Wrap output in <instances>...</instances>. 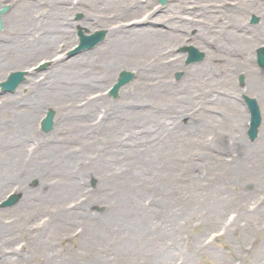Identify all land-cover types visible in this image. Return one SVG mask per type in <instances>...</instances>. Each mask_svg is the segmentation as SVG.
Returning a JSON list of instances; mask_svg holds the SVG:
<instances>
[{"label":"rangeland","instance_id":"374dc122","mask_svg":"<svg viewBox=\"0 0 264 264\" xmlns=\"http://www.w3.org/2000/svg\"><path fill=\"white\" fill-rule=\"evenodd\" d=\"M6 2L0 84L27 71L15 91L0 87V264H264V121L249 138L242 97L258 98L264 120V0H166L147 19L157 0L137 14L101 8L111 24L157 16L175 38L128 32L110 42L109 33L72 55L76 5V44L61 51L73 40L61 35L51 50L28 53L45 40L42 19L34 25L45 10L29 3L31 20L14 28L26 1L0 8ZM188 44L205 58L187 63ZM63 53L80 58L62 57L69 65L56 74L35 70ZM123 70L134 77L114 98L107 90ZM48 108L55 124L44 132ZM27 114L33 130L21 128ZM13 189L19 200L1 206Z\"/></svg>","mask_w":264,"mask_h":264},{"label":"bare ground","instance_id":"6f19581e","mask_svg":"<svg viewBox=\"0 0 264 264\" xmlns=\"http://www.w3.org/2000/svg\"><path fill=\"white\" fill-rule=\"evenodd\" d=\"M22 1H26V2H23L20 5L21 8H19V9H21V10L18 12V15L15 16V17H11L10 18V20H11L10 25L13 24L14 28H15V26H19L22 23L24 24V22L26 23L27 20H31L28 17V12L31 10L30 4H32V6H34V7H36V4H40L42 6L41 9L46 11V12L40 11L41 12L40 14L43 15V16L42 17H38L35 20L36 22H34V25H35V24L38 23L39 20L42 19V22H41L42 24H41L40 28L42 27L43 32L45 31V34L43 33V36L45 37V40H43V41H41L39 43L36 42L35 44L30 45L29 48H30L31 51L28 50L27 51L28 53L29 52L33 53V52H35L37 50L49 51V50L52 49L53 41L57 38L56 36H61V35H68L69 36V35H71V32L69 31L67 26L63 25V23H62L63 22V18L60 20L59 19V15H57L58 13L52 11V9L58 8V11H60L63 14V9H62L63 7L58 4V0H34V1L33 0H22ZM61 1H65V0H61ZM83 1H85V0H83ZM104 1L108 2L107 4H112L117 9H120L121 11H123V14H129V13L130 14H132V13L137 14V12H138L137 11L138 5L136 4V3H138V0H130L133 3H135L133 5V8H131L130 4L129 5L127 3L125 4L126 0H104ZM89 10H90V8H89ZM154 11H155V9L150 11V12L146 11L147 12V14H146L147 16L145 17V19L150 18L151 17V13L154 12ZM48 12H50L49 15H45ZM68 13H69V11H67L65 9V14L67 15ZM178 15L180 16V14H178ZM101 16L102 15H100L99 17H101ZM158 16H161V15L159 14ZM143 17L144 16H142V18ZM131 19L132 20L136 19V17H131L130 19H128V16H127L126 18L122 19V21H120V22H116L114 24H111L110 26L107 25V27L109 28V31L107 32V34L111 33L114 36L110 40V42H112L116 38H122V39L124 38L126 40V38L129 36L128 32H131L130 34H133L134 36H137L139 39L145 38V37H147V35L150 36L151 34H154L152 37H154L156 35L163 37V34H165V35H171V36L173 35V37L175 38V34L172 33V31L167 28L168 26L164 23V21L161 20L157 16L153 17L151 20L148 19V20L143 21V20L139 19L138 21H135L134 23H132L131 21H129V23H126L127 20H131ZM55 21H59V22L54 23ZM84 22L87 23L88 21H84ZM30 23L33 24V22H30ZM126 24H129V25L127 26ZM130 26L133 27V29H127ZM30 32H38V30H32ZM144 40H146V39H144ZM155 41H158V40H155ZM73 43H75L74 37H73V40L68 41V44H66V47H64L63 50L67 49V47H70V45H72ZM0 50H1L0 54H4V56H5L6 55V51L3 50V49H0ZM4 56L1 55V59ZM62 57L66 58L67 56L63 53L62 55H60L58 57H54L53 60L50 63H45L44 65L40 66V69H47L50 66L51 67L55 66L53 71H56V72H54V73L56 74L57 72H60V70H62L63 66H68L69 65L68 61L63 62V58ZM69 58L71 59L70 61H72L73 59H79L80 57L78 55H75V56H72V57H69ZM56 61H58L59 63L58 62L56 63ZM222 62L223 61H221V66L220 67L223 68V63ZM210 65H211V63L208 62L207 66H210ZM225 68H228V67L225 66ZM53 71H50V73L53 72ZM51 91H52V89H51ZM24 113L25 112L22 113L23 116H24ZM29 116H30V114H27L24 118L22 117L20 125H21V128L23 126H29L33 130L32 125L31 124L28 125ZM22 122H23L24 125L22 124ZM25 123H26V125H25ZM260 131H261V128L259 129V135L261 134ZM22 132L24 133V129H23ZM15 150L16 149H12L9 153H12V152L16 153L15 156H18V157L15 160L11 159V161L14 162L15 164L18 163V165L20 166V164L22 163V161H20L21 159L19 158L20 154H19V151H17V150L15 151ZM4 156H6V155L4 154ZM29 164H32V163H29ZM135 191L136 190H134V192ZM23 195H25V194H23ZM125 203H126V200L122 202V204H125ZM260 249L264 253V242L261 243ZM9 260H11V258H9Z\"/></svg>","mask_w":264,"mask_h":264},{"label":"flooded vegetation","instance_id":"af4514ba","mask_svg":"<svg viewBox=\"0 0 264 264\" xmlns=\"http://www.w3.org/2000/svg\"><path fill=\"white\" fill-rule=\"evenodd\" d=\"M68 1L69 0H65V1L58 0V4L60 6H62V7L66 6V8H64V7L62 8L63 9V14L60 11H58V8L52 9V11L58 13L57 15H59V19L60 20L63 18V22L62 23H63V25L67 26V28H68L70 26H73V22H72V20L69 19V17L74 13L73 11H71V9L73 7H75V5H76V8L79 9V10L76 11L75 14H74V18L76 20L75 23H77V29H75V31L78 34L79 40H80V38L82 36L91 35L92 33H94L97 30H99L100 27L98 26V23H100V22H101L100 26H103V27H107V25L108 26L111 25L112 21H110V19L113 20V17L110 18V16L108 14H105L106 12H104L102 9L109 8L108 6H111L112 8H115L116 10L120 11L121 13H123V11H121L120 9H117L112 4H107L108 2H105L104 0H85V1H83V0L82 1L81 0L80 1L79 0H71L70 1V5H71V7L73 6L71 9L67 7V2ZM139 1L140 0H138V3H139ZM147 1L151 5L154 4V0H145L144 2L141 1L140 4H138V3H136V4L138 5V8L139 7L141 8L143 4H144L143 5L144 8H146V6L148 5ZM165 1L166 0H157L158 5L155 7V10H157V13L162 12V10H163L162 5H164ZM98 2H99V5H98ZM130 2H132V1L126 0L125 4L127 3L129 5V4H131ZM95 4H96V8L97 9L94 7ZM89 8H90V10H89ZM65 9L67 11H69V13L67 15L65 14ZM49 13L50 12H48L45 15H49ZM100 15H102V16L99 17ZM111 16H113V15L111 14ZM185 16H187V15H185ZM121 17H124V16L121 15ZM174 20H177V19L174 18ZM185 20H183L180 25H182V26L188 25V23H187L188 21H185ZM84 21H88L90 24L88 22L85 23ZM81 23H83V25H80ZM107 29L109 31L108 27H107ZM69 31L71 32V35H69V36L68 35H63V36L74 37L75 36V34L73 33L74 31L73 30L71 31V29H69Z\"/></svg>","mask_w":264,"mask_h":264},{"label":"water","instance_id":"95a60500","mask_svg":"<svg viewBox=\"0 0 264 264\" xmlns=\"http://www.w3.org/2000/svg\"><path fill=\"white\" fill-rule=\"evenodd\" d=\"M5 9H6V7L3 10H5ZM259 19H260V16L253 15L252 21L256 22ZM1 28H2V20L0 18V29ZM101 38H102V36L99 39H101ZM80 48L81 47L76 48L75 50L71 51L70 54L75 53ZM190 50H191L190 51L191 57H190L189 61L196 60V59L199 60V59H202L204 57V52L198 51V48L191 47ZM258 61H259L260 65L264 66V46L258 48ZM24 73H25L24 71L12 72L10 74L9 78L6 81L1 83L3 90H5V91H8V90L13 91L17 87V85L23 80ZM180 75L181 74L179 73L178 76H180ZM133 76H134V74L131 71H126V70L122 71L121 74H120V77L118 79V82L114 85V88L112 89L111 92L114 95H116L117 92H118V89L124 83L130 81L133 78ZM244 97H245V99H246V101L248 103V106H249V109H250V112H251V115H252L251 116V126H250V129H249V134H250V137L252 139H254L257 136V134H258V127H259V125L261 123V119H262L261 111H260V107H259V104H258L256 98L250 97V96H248L246 94H244ZM52 117H53V111H49L48 112V116L43 121L45 130H50L52 128V123H53L52 122ZM19 196H20V194H16L15 196H13L11 198V200L6 202V204H12V203L16 202L17 199L19 198Z\"/></svg>","mask_w":264,"mask_h":264}]
</instances>
